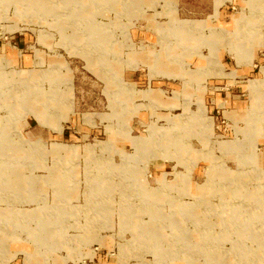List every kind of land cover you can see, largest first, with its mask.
<instances>
[{
	"label": "rangeland",
	"instance_id": "1",
	"mask_svg": "<svg viewBox=\"0 0 264 264\" xmlns=\"http://www.w3.org/2000/svg\"><path fill=\"white\" fill-rule=\"evenodd\" d=\"M35 1L0 0V264H264V0Z\"/></svg>",
	"mask_w": 264,
	"mask_h": 264
},
{
	"label": "crops",
	"instance_id": "2",
	"mask_svg": "<svg viewBox=\"0 0 264 264\" xmlns=\"http://www.w3.org/2000/svg\"><path fill=\"white\" fill-rule=\"evenodd\" d=\"M181 1H182V3H184L183 1L188 2V0H181ZM188 6H190V5H188ZM206 7H207L206 10H201V9H195L192 6H191V9H190V7L187 8L185 6L184 8H182V10L186 9V11H188L190 13L192 12L191 14L196 15V17H202V18H204L203 20H207V18H210V17H212L214 19H216V18L217 19H219V18H225V16H227V13H228L227 10L229 8L228 5H227L226 8L222 6L221 9L218 10V15L216 16V12L214 11L213 7H212V9L211 8L209 9V6H206ZM15 37L17 38L18 35H16ZM13 42H14V45H11V46L13 48H16V49L20 50V46L23 44L22 40L21 39H19V40H13ZM6 45H7L6 43H0V56L1 55H4L7 59H9V62L8 63L5 62L8 65L14 59H13V57H10V54L8 55V52H7L8 49H7V46ZM18 54H20L19 51H18ZM36 57H37V55H36ZM29 58H31V57L28 54L27 55L25 54V62H27V61L29 62V60H30V62L31 61H34V57H33L32 60L29 59ZM35 60H36V63H37L38 62V58L35 59ZM27 65H28V63L26 64V66ZM32 65L34 66V62L32 63ZM22 69H34V68H22ZM153 80H158V81L160 80L161 81V79H153ZM228 90H230V89L228 88ZM235 96H239V97L236 98ZM241 96H243L244 99L243 98L241 99ZM247 99L248 98L246 97V94H242V95H240V94H237V95L234 94V95H231V92L230 93H225V100L223 101V104L224 105H222V108L220 106H217L216 107L217 108V111L216 112L217 113H220L221 112L222 113V117L226 119V121H222V126H225L226 131H228L230 133L231 132L234 133V131H233L234 129L232 127V123H234L235 120L236 121L237 120L240 121V120L243 119L246 123L248 122L249 124H253L254 121L253 122H251V121L249 122V121L246 120V117L248 116V112L249 111L246 114H245V112H241L240 111V109L246 110V107H247ZM225 115H228L229 117L227 118ZM68 118H69V115H68ZM22 127H24V130L27 131L26 134H28L29 136H31L33 138H34V135H36V136L37 135H43V133H44V131H42V126H40V125H34V123L32 121H30V120H25L22 123ZM72 127H73L72 125L67 124L66 126L64 125V128H63L62 133H59V132L54 131V130L53 131L54 132H57L58 136H62V135L63 136H67V135L72 136L73 135L72 133L75 132V130H72ZM246 127H248V125ZM246 127L244 126L242 128L246 129ZM228 128H230V129H228ZM47 132H48L47 137L50 139V137H52V136H50V132L49 131H47ZM251 137H253V135H251ZM260 137L263 138L264 135H258L256 137V140L252 138L253 141H254L252 144H254L256 146L258 144V141H259L258 138H260ZM234 139H236V138H234ZM262 143H264V142H262ZM263 148H264V146H263ZM258 154H261V153L259 152ZM262 154L264 155V151H263Z\"/></svg>",
	"mask_w": 264,
	"mask_h": 264
},
{
	"label": "bare ground",
	"instance_id": "3",
	"mask_svg": "<svg viewBox=\"0 0 264 264\" xmlns=\"http://www.w3.org/2000/svg\"><path fill=\"white\" fill-rule=\"evenodd\" d=\"M35 2H38L37 0L35 1ZM254 201H256L255 199H254ZM231 217H236V215H231L229 218H231ZM230 220V219H229Z\"/></svg>",
	"mask_w": 264,
	"mask_h": 264
}]
</instances>
